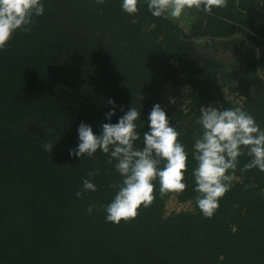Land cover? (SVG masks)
I'll return each instance as SVG.
<instances>
[{"label":"trees","instance_id":"16d2710c","mask_svg":"<svg viewBox=\"0 0 264 264\" xmlns=\"http://www.w3.org/2000/svg\"><path fill=\"white\" fill-rule=\"evenodd\" d=\"M43 2L31 30L17 31L0 50V264H264V172H241L249 160L241 155L210 219L195 205L190 175L201 105L242 106L264 128V89L251 90L264 64V0L190 11L189 32L143 2L134 17L120 0ZM193 39L234 59L225 63ZM180 88L189 90L185 108L171 101ZM109 98L141 112L138 147L159 102L190 154L183 192L162 197L157 181L151 206L119 224L106 222L102 210L120 180L107 155H68L82 120L96 132L107 122ZM122 114L118 108L111 122ZM45 143L54 145L51 153ZM92 169L100 170L92 178L97 191L78 198ZM174 194L194 209L167 214ZM89 203L97 206L91 214Z\"/></svg>","mask_w":264,"mask_h":264},{"label":"clouds","instance_id":"9594fccd","mask_svg":"<svg viewBox=\"0 0 264 264\" xmlns=\"http://www.w3.org/2000/svg\"><path fill=\"white\" fill-rule=\"evenodd\" d=\"M146 3L155 17L166 16L180 20L187 12L211 13L214 8H223L228 0H120L121 10L135 16L139 4ZM103 5L106 0H95ZM45 13L43 0H0V50H3L17 31L29 32L35 17ZM111 107L104 113L105 121L99 131L92 124L81 121L77 126L76 144L68 149V155L76 158L94 157L97 151L107 155L120 180L110 185L114 189L112 199L102 206L105 221L115 224L135 219L141 207L148 208L155 199L156 183L160 196L181 193L187 187L186 174L189 169V150L179 139L181 133L171 124L162 105L157 102L147 114V131H143L142 147L137 121L141 112L131 106L127 111L109 98ZM123 113L116 122H111L117 109ZM197 123L200 131L194 136L191 159V178L196 193L195 205L204 218H212L220 206V200L231 189L239 157L247 155L249 160L241 172L257 168L264 172V128L255 117L242 106L220 107L209 102L199 108ZM54 145L45 143L42 149L52 152ZM100 174L92 169L76 192L83 198L88 192L97 191L93 177ZM97 206L89 203L87 212L93 213Z\"/></svg>","mask_w":264,"mask_h":264},{"label":"rangeland","instance_id":"374dc122","mask_svg":"<svg viewBox=\"0 0 264 264\" xmlns=\"http://www.w3.org/2000/svg\"><path fill=\"white\" fill-rule=\"evenodd\" d=\"M194 18L195 15L193 16L187 12L180 20L175 22L178 23L186 32H189ZM193 41H196L203 51L215 55L217 59L222 60L225 63H229L234 59L232 54L224 52L222 49L216 47L213 43L208 42L206 39H193ZM262 89H264V64L259 65L257 74L251 78L252 93L256 94V92H260ZM226 93L229 96H232L229 89H226ZM188 95L189 90L187 88H180L177 91L172 92L171 101L178 102L182 108H185L186 104L188 103ZM166 208L167 214H169L174 211L193 210L194 204L192 201H180L177 194H174L168 200Z\"/></svg>","mask_w":264,"mask_h":264}]
</instances>
